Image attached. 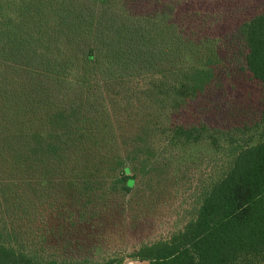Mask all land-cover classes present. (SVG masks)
Segmentation results:
<instances>
[{
	"label": "trees",
	"instance_id": "1",
	"mask_svg": "<svg viewBox=\"0 0 264 264\" xmlns=\"http://www.w3.org/2000/svg\"><path fill=\"white\" fill-rule=\"evenodd\" d=\"M95 1L0 0V264H115L93 232L132 172L153 189L181 170L197 177L188 221L128 259L264 264V111L177 123L215 80L216 42L165 0ZM235 34L264 97V6ZM189 148L201 157L181 163Z\"/></svg>",
	"mask_w": 264,
	"mask_h": 264
},
{
	"label": "rangeland",
	"instance_id": "2",
	"mask_svg": "<svg viewBox=\"0 0 264 264\" xmlns=\"http://www.w3.org/2000/svg\"><path fill=\"white\" fill-rule=\"evenodd\" d=\"M165 1L176 8L181 25L196 30L194 34L197 37L192 38L205 37L216 42L221 61L212 85L204 94L188 103L176 115L175 121L184 125L206 123L211 127L223 128L230 124L234 114L242 116L264 111L262 92L248 81L241 70L243 47L235 39L239 24L261 10L264 0ZM103 3L102 0L95 1L96 7H103ZM149 38L152 47V38L157 37L152 34ZM200 157L194 148H189L179 158L181 163L189 164ZM207 161L208 157H204L202 164ZM187 172L181 170L174 178L168 176L159 187L152 189L149 178L133 171L136 183L131 195L125 199L126 206L122 208L121 202L117 203L111 217L93 232L95 243L101 249L95 260L102 263V260L117 258L115 264H149L128 259L127 256L140 245L167 239L185 226L190 217L192 193L197 180L196 172L190 171L189 175H185ZM85 242L91 243L93 240L85 239Z\"/></svg>",
	"mask_w": 264,
	"mask_h": 264
}]
</instances>
